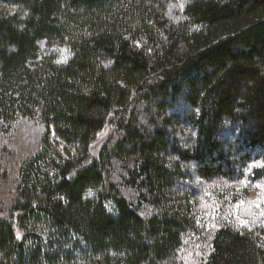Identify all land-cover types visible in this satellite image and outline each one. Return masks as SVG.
Instances as JSON below:
<instances>
[{
	"label": "trees",
	"instance_id": "obj_1",
	"mask_svg": "<svg viewBox=\"0 0 264 264\" xmlns=\"http://www.w3.org/2000/svg\"><path fill=\"white\" fill-rule=\"evenodd\" d=\"M0 264H264V0H0Z\"/></svg>",
	"mask_w": 264,
	"mask_h": 264
},
{
	"label": "rangeland",
	"instance_id": "obj_2",
	"mask_svg": "<svg viewBox=\"0 0 264 264\" xmlns=\"http://www.w3.org/2000/svg\"><path fill=\"white\" fill-rule=\"evenodd\" d=\"M181 1V0H180ZM177 6L171 5V10L172 12H177ZM66 152H68V149L66 150ZM3 172L5 173V175H3L1 178L2 180L6 181V184L10 185L12 182V185L14 182H16V166L13 164H7L4 168H3ZM12 185H10V189H12Z\"/></svg>",
	"mask_w": 264,
	"mask_h": 264
},
{
	"label": "snow or ice",
	"instance_id": "obj_3",
	"mask_svg": "<svg viewBox=\"0 0 264 264\" xmlns=\"http://www.w3.org/2000/svg\"><path fill=\"white\" fill-rule=\"evenodd\" d=\"M89 195H92V193H89Z\"/></svg>",
	"mask_w": 264,
	"mask_h": 264
}]
</instances>
